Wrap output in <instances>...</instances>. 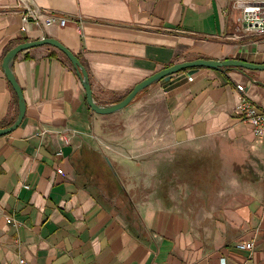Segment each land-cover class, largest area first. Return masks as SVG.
Wrapping results in <instances>:
<instances>
[{
  "label": "crops",
  "instance_id": "0c3cea01",
  "mask_svg": "<svg viewBox=\"0 0 264 264\" xmlns=\"http://www.w3.org/2000/svg\"><path fill=\"white\" fill-rule=\"evenodd\" d=\"M231 4L0 0V128L17 112L2 57L41 36L77 56L99 104L178 61L263 64L264 34L243 32ZM25 13L65 22H26L21 31ZM11 71L24 112L0 134V264L18 256L27 264H264V133L255 136L236 109L241 94L264 109V69L186 68L137 93L156 94L160 109L147 99L106 114L89 109L71 64L50 45L20 50ZM181 153L199 163L190 181L179 180L188 186L182 196L174 183L158 187L164 169L178 176L171 164Z\"/></svg>",
  "mask_w": 264,
  "mask_h": 264
},
{
  "label": "water",
  "instance_id": "95a60500",
  "mask_svg": "<svg viewBox=\"0 0 264 264\" xmlns=\"http://www.w3.org/2000/svg\"><path fill=\"white\" fill-rule=\"evenodd\" d=\"M42 44H47L52 46L53 48L58 50L69 61L83 88L84 98L87 106L91 111L99 114H106L123 108L133 99V97L137 94V92H139L147 85L159 80L164 76H167L169 74L175 73L177 71L186 68L203 66L207 68H213L216 70L226 69L230 67L244 68V69H258V70L264 69V63L255 64L233 58H226L219 60V59L197 57L190 60L178 61L171 63L170 65H167L163 68H160L157 71L146 76L145 78L141 79L140 81L135 83L119 100L109 104H99L92 97L86 70L79 61V59L77 58V56L68 48H66L57 39L48 36H41L37 39L25 40L14 44L4 53L2 57L1 67L3 69V73L5 75L7 82L9 83L13 92L15 93L17 112L12 123H10L5 127L0 128V134L7 133L10 130H12L15 126H17L24 112V101H23L21 89L11 71L12 59L14 55L20 50ZM105 159L108 161L107 157H105Z\"/></svg>",
  "mask_w": 264,
  "mask_h": 264
},
{
  "label": "built area",
  "instance_id": "2783aa9c",
  "mask_svg": "<svg viewBox=\"0 0 264 264\" xmlns=\"http://www.w3.org/2000/svg\"><path fill=\"white\" fill-rule=\"evenodd\" d=\"M232 7L237 8L240 11L238 21L241 23V29L245 33L264 34V0H232ZM21 24L19 29L25 30V23L32 22L35 25H49L56 22L58 25H63L65 18L57 15L47 14L41 20L36 14L25 13L22 14ZM235 88L238 92L242 93V85L237 83ZM238 117L240 120L250 124L252 132L255 136L260 137L264 133V109H257L254 105L241 94L239 103L236 106ZM64 141H67L66 137H63ZM58 173L61 172L60 168H57ZM9 218L7 217V220ZM252 241H238L234 246L238 249L251 250ZM16 264H27L26 260L18 256Z\"/></svg>",
  "mask_w": 264,
  "mask_h": 264
},
{
  "label": "rangeland",
  "instance_id": "374dc122",
  "mask_svg": "<svg viewBox=\"0 0 264 264\" xmlns=\"http://www.w3.org/2000/svg\"><path fill=\"white\" fill-rule=\"evenodd\" d=\"M138 93V92H137ZM142 94L143 93H139V94H136L134 97H133V100H132V102L130 101L129 102V105L130 104H145V100H147V99H149L150 100V106L152 107V109H160L159 108V102H158V99H157V96H156V94H151V95H146V98L145 97H143L142 98ZM145 95V94H144ZM93 139H95V135H92L91 136ZM96 151V150H95ZM97 166L98 167H100V164L99 163H97ZM112 170V169H111ZM174 170H166V169H164L162 172H161V175L159 176V178H158V187H160L161 186V189H164L165 187H166V185H171V184H175L174 185V187H177L176 185H178L179 187H180V196H182L184 193H183V191H187V187L188 186H186L185 188H184V186H182V183L180 182L181 181V179H182V177H178L177 176V174H174V176H173V174H172V172H173ZM177 172V171H176ZM175 172V173H176ZM180 180V181H179ZM129 195V194H128ZM128 195L127 194H125V193H123L122 192V194L120 195V199H122V200H127V198H128ZM187 195V194H186Z\"/></svg>",
  "mask_w": 264,
  "mask_h": 264
},
{
  "label": "trees",
  "instance_id": "16d2710c",
  "mask_svg": "<svg viewBox=\"0 0 264 264\" xmlns=\"http://www.w3.org/2000/svg\"><path fill=\"white\" fill-rule=\"evenodd\" d=\"M52 54H54V52H52ZM196 160H197L196 156H191L188 153L187 154L181 153V154H178L174 158V160L171 164V167L174 168L178 172V176H180V177L183 176V178L185 180L190 181L191 179H190L189 175H191V174H189V173L191 171L194 172L199 168V163ZM202 168H204L203 163H202Z\"/></svg>",
  "mask_w": 264,
  "mask_h": 264
}]
</instances>
